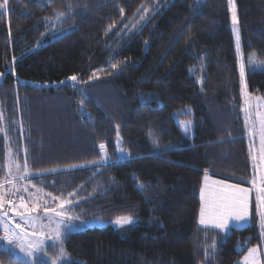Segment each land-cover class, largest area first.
Wrapping results in <instances>:
<instances>
[{
  "label": "trees",
  "instance_id": "trees-1",
  "mask_svg": "<svg viewBox=\"0 0 264 264\" xmlns=\"http://www.w3.org/2000/svg\"><path fill=\"white\" fill-rule=\"evenodd\" d=\"M234 2L239 51L228 0H8L0 9V185L15 179L30 202L29 179L44 197L71 194L83 220L137 219L64 228L41 259L51 264L62 246L64 264H235L261 243L255 210L227 232L199 221L207 174L254 176L240 52L246 89L264 95V69L249 66L250 56L264 60V0ZM10 149L31 174L10 177ZM22 261L0 250V264Z\"/></svg>",
  "mask_w": 264,
  "mask_h": 264
},
{
  "label": "snow or ice",
  "instance_id": "snow-or-ice-1",
  "mask_svg": "<svg viewBox=\"0 0 264 264\" xmlns=\"http://www.w3.org/2000/svg\"><path fill=\"white\" fill-rule=\"evenodd\" d=\"M229 6L232 10V25L233 31L236 36L237 50L239 51L240 44V35L238 28V19L236 15V6L234 0H228ZM0 9L8 10V0H4L2 4H0ZM57 19L64 15L63 12H58ZM111 27V25L109 26ZM249 63H264L260 61H256L254 57H249ZM113 68H116L117 65L113 64ZM244 72L245 67L244 64L240 65V76L242 83V91L246 88L244 85ZM95 76L90 77L89 79H93ZM69 79L75 81L77 79L76 76H71ZM191 122H188L185 125V130L188 129ZM119 137V133H118ZM262 142H264V121H262ZM155 143V142H154ZM100 149L103 151L105 149V145L100 144ZM19 167V165H17ZM207 180V176L205 177ZM221 183V182H217ZM2 187V185H0ZM143 188V184L140 185ZM18 191V190H17ZM27 191V189H25ZM248 189L239 188L237 185H223L217 192H213L206 195V186L201 188V206H200V223L207 224L213 223L215 227L221 230H227L229 228V221H241L247 219L248 216ZM259 192H264V189H258ZM6 193L0 192V222H3L6 217H8V212L3 211L5 205L12 206L13 209L16 208L15 203L10 199H5ZM71 195V194H70ZM258 205L257 211L261 217V225L264 228V196L258 195L257 197ZM20 209H26L29 212L35 211L37 205H33L31 208H28V205L24 203V198L20 197ZM71 201H64L59 205L61 211H57L56 209H45L46 213H49L48 219L49 224L43 225L41 224V228H47V232L44 231H33L31 233L27 232L24 228L20 226V224L15 225L16 231L5 226L3 227V231L5 235L0 237V240L6 241L5 249L7 250L8 245H12L19 249L20 253L23 256L22 264H48V261L41 259L37 256V253H44L46 255V247L45 242L46 238L50 237L54 241H60L62 245V233L61 226L66 225L67 222L72 217H67L65 211H63L65 204H70ZM54 214V215H53ZM22 220L25 219L24 213H18ZM59 218V219H56ZM53 221H55L53 223ZM118 225H126L133 222V217L130 215L119 216L115 221ZM35 226V222L33 227ZM256 248L249 249V255L244 258V264H257L256 260ZM67 257V253L64 251L63 247H60V255L56 258H50L51 264H58V261L62 258Z\"/></svg>",
  "mask_w": 264,
  "mask_h": 264
},
{
  "label": "rangeland",
  "instance_id": "rangeland-1",
  "mask_svg": "<svg viewBox=\"0 0 264 264\" xmlns=\"http://www.w3.org/2000/svg\"><path fill=\"white\" fill-rule=\"evenodd\" d=\"M60 20H54L50 23V29L51 31L49 32L50 36H55L59 31L57 29L58 27V22ZM48 34V33H47ZM48 36V35H47ZM256 61L264 62V60H261L257 58L256 56H252ZM241 63L244 64L245 67V72H244V85H246L245 81V75H246V64L244 62V59L242 57V54L240 52V65ZM250 68L252 70L255 69H264V63H250L249 64ZM4 73L0 72V81L3 78ZM65 80H62L61 82H64ZM54 83H49V84H55ZM244 97H245V112H246V123L248 126V133H249V142H250V150H251V160L254 168V174H256V178H261L264 181V142H262V121H264V95L259 94V93H251L249 92L246 88ZM181 112L185 113L184 109L181 110ZM177 121L181 125L182 130L185 133H191L193 132L194 129V121L193 119L190 118H185L182 116H177ZM191 122L188 129L185 130V125ZM19 165V167H17ZM7 168L9 171L10 177H18L20 175H25L26 174H31V172L28 170V163L26 160V157H24L23 161L20 159L18 155L15 154V151L13 149H10L9 151V157H8V162H7ZM21 170L27 172L25 174H21ZM30 180V179H29ZM27 180L28 185L31 186L30 188H35V190L32 193V199L30 201H24L28 205V208H31L33 205H37L36 210L29 212L26 209H20L19 204H20V197L17 196V190L18 187H22L19 185V182H16L15 179H12L10 183L2 185L0 187V192L6 193L5 199H10L11 197L13 198V202L16 205V208L13 209L12 206L6 205L5 209L8 210L9 214L13 215L14 217L11 218L14 224H20L22 228H24L27 232L31 233L33 231H44L47 232V228H41V224L43 225H48L49 224V219L47 218L49 213L45 212V209H56L57 211H61L59 205L63 203L64 201H71L70 204H65V207L63 211H65V214L67 217H72L73 219L69 220L66 225L61 226V233L63 234V229H69V230H76V229H82L86 227H94V226H105L108 224H112L117 228H123L126 226H129L137 221L136 218L133 217V222L126 224V225H118L115 221L116 219H113L111 221H105L101 218H95V219H88V220H83L80 219L77 215L72 213V205L74 203V198L72 195L69 196H61L58 195L56 196L55 194H51L49 196H43V194L40 193L38 190L39 188L34 185L31 181ZM263 183V182H262ZM24 186V185H23ZM39 192V193H38ZM258 195L264 196V192H259ZM257 195V197H258ZM41 197L43 201H41ZM256 197V199H257ZM35 203V204H34ZM256 205H258V200L256 201ZM42 208V210L40 209ZM23 212L25 219L22 220L20 218V215L18 213ZM54 215V214H53ZM258 217L260 221V229H261V235H262V241L260 244L253 246L252 248L257 249L256 253V260L257 264H264V228H262L261 225V217L258 212ZM59 219V218H56ZM35 222V226L33 227V224ZM55 221H53L54 223ZM7 225V224H6ZM9 226V225H8ZM7 226V227H8ZM12 226V225H11ZM3 227L0 223V228ZM12 228V227H10ZM1 237V236H0ZM49 241H54L50 237L46 238L45 246ZM3 241L1 240L0 242V250L5 249V245L2 243ZM7 249L11 250L13 254L20 259H24L22 254L20 253L19 249L12 246L8 245ZM249 255V251L246 253L244 257L239 259L235 264H244V258ZM37 256L39 257H45L46 255L44 253H37ZM68 257V255H67ZM65 257V258H67ZM62 258L58 261V264H64V259Z\"/></svg>",
  "mask_w": 264,
  "mask_h": 264
},
{
  "label": "crops",
  "instance_id": "crops-1",
  "mask_svg": "<svg viewBox=\"0 0 264 264\" xmlns=\"http://www.w3.org/2000/svg\"><path fill=\"white\" fill-rule=\"evenodd\" d=\"M206 176H207V180L204 179L203 186H202V187L206 186V195L210 194V193H213V192H217L223 185H237L239 188H244V189H248L249 190L248 193H247V197H248V200H247V203H248V209H247L248 216H247V219L241 220V221L230 220L229 221V228L227 230H222V231L227 232L233 227H242V226L247 225L250 222V220H251L253 211L254 210L257 211V205H256L257 199H256V197L258 195V189H264V181L261 178V176L259 178H256V174H254L252 180L244 181V182L243 181L241 182V181H233V180L223 179V178H220V177H217V176H213L211 174H207ZM217 182H221V183H217ZM3 211L8 212V210H6L5 208L3 209ZM257 213H258V211H257ZM10 214L8 212V217H6L5 220L3 222H0V223H1V225L3 227L5 226V224H7V226L9 225L8 226L9 228L12 227L11 229L16 231L15 224L12 221V219L10 218ZM199 221H200V219H199ZM201 225L205 226V227L217 228L211 222L207 223V224H201ZM3 227L0 228V236L1 237H3L5 235V233L3 231ZM217 229H219V228H217ZM2 241H3L2 242L3 244H6V241H4V240H2ZM0 242H1V240H0Z\"/></svg>",
  "mask_w": 264,
  "mask_h": 264
},
{
  "label": "built area",
  "instance_id": "built-area-1",
  "mask_svg": "<svg viewBox=\"0 0 264 264\" xmlns=\"http://www.w3.org/2000/svg\"><path fill=\"white\" fill-rule=\"evenodd\" d=\"M13 198H14V197H11L10 200L13 201ZM10 217L13 218L14 216L10 214Z\"/></svg>",
  "mask_w": 264,
  "mask_h": 264
}]
</instances>
